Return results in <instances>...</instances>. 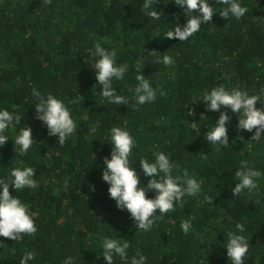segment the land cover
<instances>
[{"label": "trees", "instance_id": "trees-1", "mask_svg": "<svg viewBox=\"0 0 264 264\" xmlns=\"http://www.w3.org/2000/svg\"><path fill=\"white\" fill-rule=\"evenodd\" d=\"M143 2L0 0V108L22 116L18 127H31L34 139L24 156L16 154L11 139L0 147V177L30 166L38 180L36 189L10 187L28 206L37 232L19 240L0 237V264H20L27 251L35 253L30 264H63L68 256L75 257V264H106L98 257L105 236L126 240L128 256L140 252L147 264H230L223 246L236 223L245 225L249 243L244 264H264V175L251 194L236 197L231 191L241 160L264 173V141L238 131V116L229 110V144L217 150L205 134L219 112L206 110L203 101L191 103L214 86L239 87L250 95L264 87V0H241L249 11L240 20L217 13L182 42L163 38L172 24L186 23L182 9L173 0H156L163 16L153 21L142 10ZM97 42L117 51L118 64L129 65L124 80L114 82L118 93L123 89L131 98L141 71L165 95L158 91L154 102L135 111L131 104H107L92 65ZM165 53L175 63H156ZM33 88L69 107L77 128L63 146L36 119ZM113 126L135 138L132 162L143 184L151 178L143 175L139 161H152L153 151L170 154L177 165L173 175L187 172L203 181L198 197H185L182 206L158 216L148 232L117 208L102 180L103 160L112 150L105 140ZM6 134L13 137L11 130ZM183 220L192 225L187 234L180 228ZM114 264L124 261L117 257Z\"/></svg>", "mask_w": 264, "mask_h": 264}, {"label": "clouds", "instance_id": "clouds-1", "mask_svg": "<svg viewBox=\"0 0 264 264\" xmlns=\"http://www.w3.org/2000/svg\"><path fill=\"white\" fill-rule=\"evenodd\" d=\"M173 2L182 9L183 15L187 18L186 23L181 25L177 21L172 24L174 27L167 30L163 38L178 39L180 42L187 41L202 28V25L209 24L217 13L228 20L231 18L240 20L249 11L241 0H173ZM155 3L156 0H144L142 10L153 21H159L163 13L157 10ZM213 3L223 7L214 9ZM92 54L95 57L92 64L95 77L98 85L101 86L99 92L107 104L118 106L131 104L135 111L139 106L154 102L158 91L161 96L165 95L162 90L154 88L149 78H146L141 71L135 76L136 84L131 98L124 95L123 89L118 93L114 82L124 80L129 65L118 64L117 51L105 48L100 42L95 43ZM156 63H162L167 67L175 61L165 53L157 57ZM32 95L38 101L35 104L36 119L47 128L48 135L57 137V142L63 146L77 128L69 107L52 93L45 96L38 89L33 88ZM262 97H264V87H261L257 94L250 95L248 91L239 87L228 89L224 85L205 90L202 98L194 97L191 103L203 101L206 110L219 112L216 123L211 124L212 127L208 128L205 134L208 144L218 146L217 150L229 144L228 126L232 119L229 110L238 116V131L253 133L252 141H264L262 138L264 98ZM257 102L260 103V108L257 107ZM21 117L7 108H0V147L11 139L16 154L24 156L30 148H33L34 139L31 127H18L21 125ZM203 119L206 118L201 114V120ZM190 124L195 126L197 123ZM9 130L13 133L12 138L6 134ZM105 141L110 142L112 150L110 158L105 157L103 160L102 180L109 185V197L115 201L118 209L130 214L138 230L150 231L158 216L162 217L173 211L176 206H182L185 197H198L201 193L203 181L187 172L183 176L173 175L177 165L172 161L170 154L163 151H153L152 161L147 158L140 159L139 166L143 170V175L151 178L146 185L143 184L137 167H134L132 162L133 149L137 147V142L126 128L111 127ZM262 175L264 173L251 166L247 160H241L235 173L237 183L231 191L236 197L245 191L249 194L253 193L258 188L257 181ZM35 176L36 170L25 166L14 167L6 177H0V237L19 240L22 234L33 235L37 232L28 206L18 196L14 197L10 193V187L16 192L26 188L36 189L38 180ZM65 187H67L66 182ZM149 191L155 193L154 198L147 196ZM205 200H208L207 196ZM180 228L185 234L189 233L192 228L191 222L181 221ZM245 230L244 224L236 223L235 230L227 233V241L224 242L223 247L226 249L230 264H244L249 251V243L243 235ZM101 248V255L98 257H103L106 264H114L117 257L124 261V264H147V257L140 252L128 256L129 243L126 240L105 236L101 241ZM34 259L35 253L27 251L20 257V264H30ZM63 264H75V257H66Z\"/></svg>", "mask_w": 264, "mask_h": 264}]
</instances>
